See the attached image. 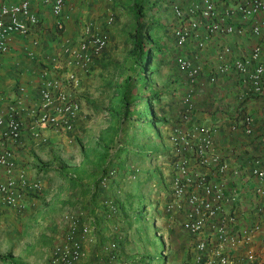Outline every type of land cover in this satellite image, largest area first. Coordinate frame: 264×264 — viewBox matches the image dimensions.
I'll use <instances>...</instances> for the list:
<instances>
[{"label":"built area","instance_id":"2783aa9c","mask_svg":"<svg viewBox=\"0 0 264 264\" xmlns=\"http://www.w3.org/2000/svg\"><path fill=\"white\" fill-rule=\"evenodd\" d=\"M220 1L174 5L175 62L189 84L181 97L179 122L169 133L173 161L164 226L192 238L191 264H264V43L256 42L237 54L230 46H221L216 52L218 64L207 77L215 84L221 75L234 72L238 80L237 110L223 114L228 130L236 134L225 154L215 144L220 124L193 120L197 110L193 85L204 70L197 52L216 34L264 40V0H232L219 6ZM66 4L67 0H0V55L22 40V55L38 65L33 97H27L21 85L13 97L0 93V204L10 208H21L25 197L39 193L42 180L18 164L9 144H22L26 130L33 145L47 142L44 130L69 138L85 124L87 114L78 96L81 78L90 75L94 60L109 43L106 29L114 22L112 12L105 16L104 27L81 20L78 35L65 38L56 53L36 49L40 40L31 31L42 28L48 14L55 30L62 31ZM236 15L244 25L232 22ZM188 44L195 50L194 59L184 52ZM21 65L22 61H13L14 67ZM254 102L258 106L253 109ZM103 203L109 214L117 212L112 198ZM63 220L62 238L42 264H87L85 243L96 242L93 223L71 213H65ZM115 230L105 246L110 262L118 257Z\"/></svg>","mask_w":264,"mask_h":264},{"label":"crops","instance_id":"0c3cea01","mask_svg":"<svg viewBox=\"0 0 264 264\" xmlns=\"http://www.w3.org/2000/svg\"><path fill=\"white\" fill-rule=\"evenodd\" d=\"M196 1L200 0H173V4L187 7ZM231 2L232 0H221L219 6L230 4ZM114 4L117 6H114ZM127 5L132 12L133 4L130 2ZM123 7L125 6L119 4L118 0H67L66 14L68 17L63 30H55L53 18L48 14L47 20L42 25L43 27L36 29L39 35H35L40 40V46L36 49L45 54L56 53L61 50L65 38L76 35L79 32L81 20H92L100 27H104V13L113 8L115 13L123 15ZM232 22L237 26L244 25V22L238 15L232 19ZM200 36L202 37L201 34ZM22 42L24 41H16L9 53L0 55V93L2 92L6 97H13L16 94L18 85L24 87L27 97L35 95L38 82V65L34 61L30 62L26 60L22 55L21 49L25 44L24 42L22 45ZM256 42L264 43V40L256 39L249 35L232 34L226 36L216 34L210 39L208 46L204 50L200 51V53L197 52L198 56L196 60L204 64V70L194 84L195 95L193 101L197 110L193 120H199V122L208 124H213L214 122L220 124L215 137V144L217 150L223 154L234 142L232 137L236 136L235 133L228 130L226 122L224 123L223 121V114L224 112H235L237 110L238 101L236 99L235 85L238 80L234 72L221 75L215 84H210L207 77L212 73L215 65L218 64L216 52L221 46L228 45L232 52L237 54L241 51L249 50ZM187 49L191 51L190 44H188ZM14 60L22 61L23 66L21 65L20 68L14 67ZM94 63L93 67L96 69L94 68L90 75L82 76L78 95L81 97L80 99L85 111L95 114L98 110L97 107L100 106L93 96L96 91L94 87L98 83L96 72L99 67V61H95ZM253 104L256 107L258 106V102H254ZM213 109H216L215 113H209ZM95 124L97 122L91 121L89 129H87L82 139V141H85V147H89L88 145L91 143L92 127ZM100 132L101 130H98L99 135L92 142L93 146L91 147L93 149L86 150L84 154V159L87 162L83 163L82 168H77V164L75 163L68 164V167L65 168L68 176H66V173L63 174L64 170H61L62 174L60 171H57L58 168L54 165L55 152L60 137L52 131H43V134L48 139L44 146L38 147L39 149L31 145L27 130L21 138L22 144H9L16 154L18 164L26 166L31 176H39L42 180L41 191L25 197L21 208H10L0 204V238L6 240L7 243L4 242L5 246L16 243L17 238L22 241V246H19L17 251L19 253L15 251V254L12 255L13 259L18 263L42 264L46 259L49 249L59 243L62 238L64 233L63 216L65 213H71L79 216L82 220L96 225V242L85 243L88 253L87 264H132L125 258V247L122 248V240H126L124 233H122V237H119V234H114V237L119 239L120 249H118L117 260L115 262L109 261L105 246L111 239L110 234L112 230L107 232L105 225L117 221L116 216L118 219L128 220L130 224L132 222L130 218L131 213H133V219H136L137 214L135 210L137 209L139 188L137 185H134L122 195L123 193H121L118 184L111 182V179L106 177V174L104 175L103 172L98 173L100 162L105 164L104 160L107 157V152L100 147L99 139H101V143L103 144L106 142L102 140ZM67 142L72 141L68 140ZM63 144H66L67 147L70 146L67 143ZM74 144L73 148L76 146ZM73 148L71 147V150L68 149L69 153L67 154L69 155V159H71L73 154ZM168 172L169 177L167 180L169 182L171 172L170 170ZM80 177H82L81 180L84 179L83 182L78 179ZM167 185L165 186V191L169 189ZM117 191H120L122 198H120V193H117ZM161 195L164 194L161 193ZM107 197L115 199L117 213L109 214V211L106 210L103 200ZM124 197L128 200H124ZM162 200L165 201V198ZM125 201H128V204L124 203ZM112 227L114 229V226ZM176 232L175 230H171L169 240L172 239L178 242L179 248L175 252H172L171 256L170 254L169 256L168 254H164L163 264H191L187 236L182 232L181 235L176 234ZM24 250H27L25 259L22 257Z\"/></svg>","mask_w":264,"mask_h":264},{"label":"rangeland","instance_id":"374dc122","mask_svg":"<svg viewBox=\"0 0 264 264\" xmlns=\"http://www.w3.org/2000/svg\"><path fill=\"white\" fill-rule=\"evenodd\" d=\"M132 1L118 0L119 4L125 6L122 10L123 15L115 13L113 8L104 13V16H107L109 12H112L115 19L106 29L109 43L99 60L100 68L98 67L96 72L98 83L94 87L96 91L93 96L100 106L94 114L86 112L83 105L87 121L80 127L72 142H67L64 136H59L54 165L61 174V170H64L63 174L66 173L65 168L70 163H75L77 168H82L83 163L87 162L84 154L86 150L93 149L92 142L99 135L98 130H101L100 135H104L106 142L103 144L99 139V143L100 147L107 152V157L104 160L105 164L100 162L98 173L103 172L111 179V182L118 184L122 195L134 185L139 188L136 219H133V213H131L132 222L129 224L128 220L118 219L115 215L117 221L105 225L107 232L114 226V229L117 228L114 234H119V237L123 236L122 233L125 234L126 240H122V248L125 247V258L132 264H163L164 254L171 256L172 252L179 248L178 242L169 240L171 231L165 229L164 200L162 199L169 191L167 189L165 191V186L168 184L167 187H169L170 184L167 178L172 156L169 133L179 122L183 80L175 62V40L171 32L175 22L173 0H149L148 2L145 0L146 7L139 22L149 29L146 32L150 42L145 43L144 47L160 46L163 50L161 52L152 50L153 57L144 70L147 81H136L139 67L131 55L133 48L131 36L135 32L136 23L127 5L130 2L133 3ZM114 6L117 5L114 4ZM35 34L39 35V32L32 30L31 35L36 36ZM77 35L78 33L71 38ZM184 52L194 59L192 50ZM150 93L157 94L149 96ZM146 102H150L152 113H139L138 111L147 105ZM252 105L254 109L256 105ZM253 111L251 113H254ZM150 118L153 120V125L145 121ZM91 121L97 124L92 127L89 147H85V141L82 139ZM63 143L70 146L67 147ZM73 144L76 145L74 148ZM44 145L45 143L33 147L41 148ZM71 147L74 150L72 149L73 154L69 159L67 153ZM78 179L82 182L84 180H81L82 177ZM121 193L120 198H122ZM124 200L128 199L124 197ZM124 203L128 204V201ZM106 210L109 208L106 207ZM94 227L96 233V225ZM175 231H177L176 234L181 235V232ZM115 239L120 249L119 239L117 237ZM187 241L190 244L192 238L187 236ZM4 242L6 240L0 238V264H20L13 259L12 255L15 251L19 253L17 251L19 246H22V241L17 238V242L10 246H5ZM188 250L191 254L190 248ZM26 252L27 250H24L22 254L23 259L26 258ZM155 256L158 258L156 259Z\"/></svg>","mask_w":264,"mask_h":264},{"label":"trees","instance_id":"16d2710c","mask_svg":"<svg viewBox=\"0 0 264 264\" xmlns=\"http://www.w3.org/2000/svg\"><path fill=\"white\" fill-rule=\"evenodd\" d=\"M149 0H146V2H148ZM133 15L135 18V23H136V28H135V32L134 34L131 36V42L133 44V48L131 50V55L134 58L135 64L137 65V67H139V73L137 75L136 81H140V82H146V76L144 73V70L147 66V64L149 63V61H151L152 57H153V49H155L158 52H161L163 50V48H161L160 46H150L148 48H145L144 45L145 43H149L150 39L148 37V34L146 31H148L149 29H147V27L143 24L139 22V19L141 17V15H143V11L146 7V2L145 0H133ZM188 47V46H187ZM187 47H185V50L187 51ZM192 53L194 54V50H192ZM104 54V51L102 52L101 56L96 58L94 60L95 61H99L102 57V55ZM176 54V53H175ZM93 62V64H95ZM94 65H92V71L95 67H93ZM178 68V67H177ZM143 72V73H142ZM179 75L181 76V79L183 80V89L182 92H184L186 90V88L188 87V80L186 79V77L182 74V72L178 69ZM193 88L194 85H193ZM157 93H150L148 94L149 96H154ZM79 96V95H78ZM149 97H147L148 99ZM146 106L141 110H139V113H143L146 114L148 112L152 113V108H151V104L150 102H146ZM146 122L150 123L151 125H153V120L152 118H150L149 120H145ZM79 130L68 134L69 138H71V141L73 138H75L78 134ZM67 140H69L68 137H65ZM102 140H106V138L104 137V135H102ZM70 141V140H69ZM173 161V160H170ZM108 198V197H107ZM105 198V199H107ZM114 203L117 204L115 202V199H113ZM104 204V203H103ZM105 206V205H104ZM171 231V230H170ZM155 258L157 259L158 256H155ZM142 260H144V258H142ZM191 263V262H190Z\"/></svg>","mask_w":264,"mask_h":264},{"label":"clouds","instance_id":"9594fccd","mask_svg":"<svg viewBox=\"0 0 264 264\" xmlns=\"http://www.w3.org/2000/svg\"><path fill=\"white\" fill-rule=\"evenodd\" d=\"M67 5V4H66ZM175 5V4H174Z\"/></svg>","mask_w":264,"mask_h":264}]
</instances>
